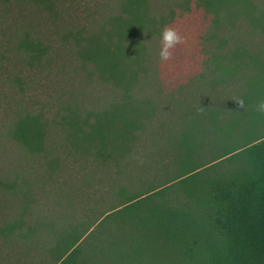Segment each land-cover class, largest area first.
Instances as JSON below:
<instances>
[{
    "label": "rangeland",
    "instance_id": "374dc122",
    "mask_svg": "<svg viewBox=\"0 0 264 264\" xmlns=\"http://www.w3.org/2000/svg\"><path fill=\"white\" fill-rule=\"evenodd\" d=\"M142 2L0 0V264L74 247L76 264H109L103 215L264 131V0ZM166 28L183 42L161 59ZM115 68L118 81L101 73ZM126 98L139 128L122 158L83 136Z\"/></svg>",
    "mask_w": 264,
    "mask_h": 264
},
{
    "label": "trees",
    "instance_id": "16d2710c",
    "mask_svg": "<svg viewBox=\"0 0 264 264\" xmlns=\"http://www.w3.org/2000/svg\"><path fill=\"white\" fill-rule=\"evenodd\" d=\"M142 1L126 0V6L140 8ZM129 22L151 28L140 18ZM101 73L117 81L122 74L116 68ZM128 101L129 112L119 105L118 113L95 120L83 137H98L101 149L110 141V152L129 155L139 120L137 102ZM191 132L180 135L183 147ZM257 132L213 161L134 194L103 215L97 226L100 235L105 232L100 250L109 264H264V131ZM40 138L37 130H29L22 140L29 145ZM78 255L74 247L59 264H76Z\"/></svg>",
    "mask_w": 264,
    "mask_h": 264
},
{
    "label": "clouds",
    "instance_id": "9594fccd",
    "mask_svg": "<svg viewBox=\"0 0 264 264\" xmlns=\"http://www.w3.org/2000/svg\"><path fill=\"white\" fill-rule=\"evenodd\" d=\"M162 47L159 55L161 59H167L170 55L169 49L173 48L176 44L183 42V38L177 33L175 29L166 28L161 32ZM242 106L243 101H239ZM257 111L264 112V100H260L256 105Z\"/></svg>",
    "mask_w": 264,
    "mask_h": 264
}]
</instances>
